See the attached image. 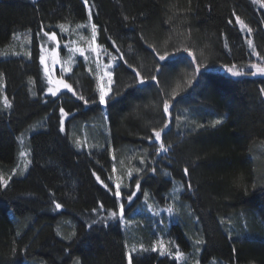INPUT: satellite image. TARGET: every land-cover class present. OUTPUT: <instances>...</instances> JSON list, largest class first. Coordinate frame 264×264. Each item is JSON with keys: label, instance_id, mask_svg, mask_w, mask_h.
Listing matches in <instances>:
<instances>
[{"label": "trees", "instance_id": "1", "mask_svg": "<svg viewBox=\"0 0 264 264\" xmlns=\"http://www.w3.org/2000/svg\"><path fill=\"white\" fill-rule=\"evenodd\" d=\"M257 1L262 6L255 0H87L98 42L122 52L114 71L120 93L107 101L109 127L102 132L88 77L76 70L75 81H81L90 101L84 108L80 99L41 94L39 83L36 34L83 22L85 1L0 0V51L18 31L34 35L30 60L0 58L11 102L9 108L0 104V176L7 178L17 160V135L42 120L27 140V172L0 186V264H127L121 203L125 218L138 214L128 237L148 246L153 233L166 231L187 256L184 264L195 257L202 264H264V75L227 71L247 67L254 47L264 48V0ZM165 49L162 55L180 53L159 61L156 52ZM184 49L204 61L195 81L173 95L169 92L177 86L171 79L192 73ZM140 78L145 83L137 84ZM164 102L170 120L157 141L149 126L152 118L161 119ZM61 108L74 111L65 132ZM174 112L180 115L176 125ZM95 116L99 123L87 124V131L96 147L78 150L73 136L81 133V121ZM161 142L167 151H157ZM139 168L137 195L128 201L120 191L116 197L111 175L125 177ZM173 178L191 185L177 209L165 215L152 204L136 205L142 192L161 204ZM112 211L117 218H110ZM132 264L179 263L171 254L149 249L134 255Z\"/></svg>", "mask_w": 264, "mask_h": 264}, {"label": "rangeland", "instance_id": "2", "mask_svg": "<svg viewBox=\"0 0 264 264\" xmlns=\"http://www.w3.org/2000/svg\"><path fill=\"white\" fill-rule=\"evenodd\" d=\"M85 1V0H84ZM255 3L257 4V7L262 6L260 2L255 0ZM87 6V17L86 19L76 25H69V24H57L56 25V30L48 28L47 30L42 28L41 31H39L35 38L37 39L38 42V54H39V60H40V77H39V83L41 88L43 87L42 93L41 94H46V95H51L48 92V88H56L59 85L57 84V81L63 80L64 82L70 84L72 86V91H69L68 89L60 88V91L57 92V95H67L70 97H73L75 99H79V96H84V98L87 100V97L83 91H85V88L81 87V81L77 80L75 81L77 76V71H80L84 76L88 77L91 81V91L94 93V99L96 102L100 105V111L99 114L101 116V119L103 121V126H99L100 130H104L105 132L107 131L109 124H108V113H107V106L106 104H100L99 103V92L100 88L104 87L105 90H108L109 88L111 89L109 92V95L106 97V100L108 101L111 98H116L118 97L120 91L119 87L121 86L117 84L115 80V75L114 71L119 65L120 61V54L122 52L118 53L115 50H108L103 47L98 42V31L97 27L95 28V39H93V28L92 25H94L93 20H92V9L91 6L86 3ZM55 26V25H54ZM63 26V29L61 28ZM248 28V27H247ZM247 28L245 29L247 34ZM58 30V31H57ZM47 32L49 35L51 33L56 34V40L52 41L50 40L47 36L44 35V33ZM33 37L34 35L32 34L31 31H18L13 34L12 39L10 42L0 51V58H5L7 56L11 57H24V59L30 60L31 58V50L33 49ZM256 51H254V59L247 62V67H241L239 72L242 73H248L249 75H253L252 73L255 72V69L252 68V70L249 72L251 65L253 63L259 64L261 66H264V48H258L254 47ZM166 52L167 49L162 50L161 54L159 52H156L157 55H162ZM170 51V50H168ZM192 52V51H191ZM180 53V52H179ZM185 53V52H182ZM256 53H259L257 55ZM186 59L187 62L189 63L188 65L191 66L192 68V73L187 72L183 73L180 72L179 75V80L174 81L171 79V84L172 86H177V88H174V91H170V94H177L178 90L181 89L184 85L190 84V82L195 81L197 78V70L195 65L197 66L200 62L204 61L202 59L201 54H197L196 51L192 52V56L195 57V59H192L188 53L186 52ZM201 58H199V56ZM44 57L43 63L41 62L40 57ZM125 57V56H124ZM189 57L191 59H189ZM159 59V56H158ZM161 61V60H159ZM211 63L208 60H205L204 65H210ZM82 66V67H80ZM159 67H161L159 65ZM135 69L136 72H139V74L143 77L141 69L138 67H132ZM234 70V69H233ZM248 70V71H247ZM76 71V72H75ZM228 71V70H227ZM235 71V70H234ZM106 73H111V84H109V76L106 75ZM1 74V73H0ZM134 74V73H133ZM79 75V74H78ZM258 75H264V74H259ZM74 76V77H73ZM135 79L136 75L134 74ZM72 80L75 84H72L70 79ZM145 80V79H144ZM51 81V83H49ZM137 84H140L137 82ZM73 85H76V89L74 88ZM180 86V87H179ZM83 90V91H82ZM75 93V94H73ZM53 96V95H52ZM77 98H76V97ZM4 97H7L5 93V85H4V80L2 75H0V104L4 106ZM8 99V97H7ZM67 99V98H65ZM9 100V99H8ZM10 101V100H9ZM84 108L85 104L83 101H81ZM90 102V101H89ZM163 105H161L162 107ZM9 108V107H6ZM162 110V108H161ZM64 112L67 113V115H63L61 113V120H63V132H65V124L66 121L72 117L73 112H68L67 110L64 109ZM161 112V111H160ZM151 118V116H149ZM180 115L179 113H173V121L174 125L177 124V121L179 120ZM157 118H152L151 121H153V124L149 126V133L151 132L152 134L155 131H160L161 128L164 127L165 123L170 120V115L169 113H164L162 110V117L161 119L159 118L157 121H155ZM42 120H37L33 124H30L26 127L25 131H23L21 134L17 135L18 137V143H19V148H18V153H17V160L15 164L12 167L11 173L8 175L6 178L3 176L5 180L9 182L10 178L13 176H23L29 166H30V150L28 148V143L27 140L29 138V134L38 126L41 125ZM91 123V125H96L99 123V118L95 116L94 118L91 117V119H87L84 121H81V126L80 132L78 135L76 134L73 136V140L75 142V145L77 146L76 148L80 150L82 147L86 150H91L94 147V144L92 142H89V134L87 131V124ZM107 128V129H106ZM73 129L72 124L69 126L68 132L70 133L71 130ZM102 130V132H103ZM91 132V131H90ZM95 132V131H94ZM152 134L146 135V137L151 136ZM148 141V139H147ZM149 144V143H148ZM81 145V148H80ZM150 145V144H149ZM25 153V155L21 156V153ZM142 169L139 168V171H133L131 170V174H126L125 177L123 175H119L118 173H115V178H112L111 175V182L113 185L119 184L120 188L119 191H122L121 195L123 197H128L132 195L133 192L138 193V190L136 188L137 182L140 183L141 181V175L143 173V170L141 173H139ZM134 172V176L133 175ZM136 173V174H135ZM114 175V174H113ZM187 176V174H185ZM172 184L173 187L171 191L169 190L166 192V194H163V200L162 203H155L153 198L150 196L148 192H142L140 195L139 203H136V205H143L144 208L151 207V204L153 207H155V210L157 209V213H160L165 211V215L169 212L168 208L171 207L173 210L177 209V207L181 204L180 203V195L187 189L191 188L190 183L185 186L184 183L178 181L177 179H172ZM190 185V187H189ZM120 199V196H119ZM129 201V200H128ZM135 205V206H136ZM157 207V208H156ZM131 216L127 219L123 216V218H120V223L121 227L123 228V231L127 234L126 235V241H125V253H126V258H127V264H128V254L131 253L132 257L136 254H143L147 252L149 249L151 250L153 246H157V251L160 253L159 246L162 243L165 251V254L171 253L173 255L179 264H184L187 262V259L185 256V253L181 251V248L178 246L176 243V240L174 239L173 236H170L166 231H159L156 233H153V237L150 243L151 245L147 244H140L139 242H135L132 237L129 234H131L132 231H130V228H133V225L136 224V221L134 220L137 217V212H133V214H130ZM153 231V230H152ZM143 245L144 249H147V251H140L139 246ZM136 248L137 251L132 252V249ZM190 248V247H189ZM198 251L199 249L196 248L195 251ZM180 252L182 253V256L177 257L176 253ZM196 251V253H197ZM200 254V253H199ZM189 264H202L199 260L198 257H195ZM209 264H217L216 262H209Z\"/></svg>", "mask_w": 264, "mask_h": 264}, {"label": "snow or ice", "instance_id": "3", "mask_svg": "<svg viewBox=\"0 0 264 264\" xmlns=\"http://www.w3.org/2000/svg\"><path fill=\"white\" fill-rule=\"evenodd\" d=\"M85 3H87V0H85ZM236 20H237V22H238L239 24H241V26H242L243 28H247V25L244 24V22H243L242 20H240V18H239L238 16L236 17ZM229 22L231 23V21H229ZM61 28L63 29V26H61ZM92 28H93V39H95V28H96V26H95V25H92ZM248 32H249V33L251 32V29H250V28H248ZM44 35L47 36V37H48L50 40H52V41H55V40H56V34H55V33H51V34L49 35V33L45 32ZM248 44H249L250 47H252V46H253V42H252V40H248ZM183 51H184V52H187L189 56H192V52H191L189 49H184ZM179 52H180V49H177V50H176V53H179ZM176 53H165V55H159V54H158V55H159V60L164 61V60H166V59H170L171 56H172V55H175ZM256 54L259 55V53H256ZM192 58L195 59L194 56H192ZM40 59H41V62L43 63V61H44V57L41 56ZM234 68H235V65H233L231 68H228L227 70H228V72H230V73H231L232 75H234V76L241 75V72H239V71H234V70H233ZM251 68L255 69V72L252 73L253 75H255V74H257V73H259V74H264V66H261V65H259V64H255V63H253V64L251 65ZM196 70H197L198 72L200 71V66H199V65H197ZM0 75H2V74H0ZM106 75L109 76V78H110V79H109V84H111V73H106ZM136 75L139 76L140 74L137 72ZM151 79H152L153 81H155V80H156V77H155V76H152ZM49 83H51V81H49ZM138 83L143 84V83H145V80H144L143 78H140L139 81H138ZM57 84H58L59 86L56 87V88H52V87H49V88H48V92H49L51 95H53V96H55V95L57 94V92L60 91V88H61V87L64 88V89H68L69 91H72V86H71L70 84L64 82L63 80L57 81ZM110 90H111L110 88H109L108 90H105L104 87H101V88H100V92H99V103H100V104H106V103H107L106 97L109 95ZM261 92H264V89H261ZM73 94H75V93H73ZM78 98H79L80 100H82L85 104H88V103H89V101L86 100V99L84 98V96H82V95L79 96ZM3 103H4V107H11V102L7 99V97H4V101H3ZM60 111H61V113H62L63 115H65V116L67 115V113L64 112V109H63V108H61ZM163 112H164V113H168V112H169V103H168V102H164V105H163ZM214 123H215V124H220L221 121H220V120H216ZM167 128H168V124H165L164 127H163L160 131H155V130H154V137H155V140L160 141V139H161V133H162L165 129H167ZM63 130H64V128H63V120H61V131H63ZM157 151H158V152H159V151H167V148H165V145L161 142L160 145H159V148L157 149ZM23 155H25V153L22 152V153H21V156H23ZM114 170H115V169H114ZM137 171H139V170H137ZM187 171H188V170L185 168V169H184L185 174H187ZM129 174H131V171L129 172ZM97 179H99V178L97 177ZM7 183H8V181L5 180L2 176H0V186H6ZM106 187H107V186H106ZM189 187H190V185H189ZM119 188H120V185L117 184V185H116V191H115V193H114V195H115L116 197H119V196H120ZM136 188H137V190L140 189V183H139V182H137V184H136ZM135 195H136V193L133 192L132 195H130V196L127 197V199H128L129 201H131ZM55 207H56L57 209H59V208L61 207V205L57 203V204L55 205ZM101 207H102V205H101ZM93 211H95V209H93ZM168 211L171 213V212L173 211V209H172L171 207H169V208H168ZM123 214H124V204L121 203V204L119 205V218H123ZM117 217H118V213H117V212L112 211V212L110 213V218H117ZM198 242H199V241H198ZM139 249H140V251H147V249H144V246H143V245H140V246H139ZM151 250H152V251H157V250H158V249H157V246L154 245L153 248H152ZM159 250H160V254H161V255H164V254H165V251H166V250L164 249L162 243H161L160 246H159ZM135 251H137V249H136V248H133V249H132V252H135ZM169 254H171V253H169ZM176 256H177V257H180V256H182V253H180V252L177 251ZM76 264H79V262L77 261ZM128 264H132V255H131V253L128 254Z\"/></svg>", "mask_w": 264, "mask_h": 264}]
</instances>
